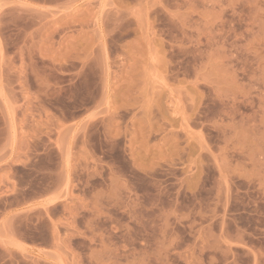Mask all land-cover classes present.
<instances>
[{
    "label": "rangeland",
    "instance_id": "rangeland-1",
    "mask_svg": "<svg viewBox=\"0 0 264 264\" xmlns=\"http://www.w3.org/2000/svg\"><path fill=\"white\" fill-rule=\"evenodd\" d=\"M0 264H264V0H0Z\"/></svg>",
    "mask_w": 264,
    "mask_h": 264
}]
</instances>
